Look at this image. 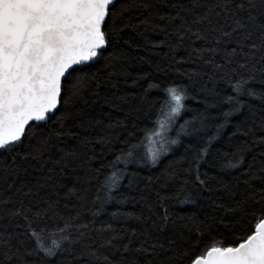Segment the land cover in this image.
Returning <instances> with one entry per match:
<instances>
[{
  "label": "snow or ice",
  "instance_id": "1",
  "mask_svg": "<svg viewBox=\"0 0 264 264\" xmlns=\"http://www.w3.org/2000/svg\"><path fill=\"white\" fill-rule=\"evenodd\" d=\"M163 6L174 10L156 12L160 20L175 24L174 30H163L175 38V44H168L170 53L183 47L186 38L204 41L194 52L212 66L210 81L215 85L216 73H221L219 80L231 91L201 85V98L194 72L180 73L178 81L157 80L152 71L133 78L130 87H140L137 98L147 105L145 114L155 110L153 127L133 125L128 130L115 121L107 127L121 128L120 135L108 132L96 138L102 147L93 216L115 204L113 219L131 217L139 228L114 233L96 245L89 225L77 224L76 218L50 232L45 221L57 215L56 208L51 203L37 207L29 198L52 185L51 170L32 177L31 187L21 176H31L28 162L42 161L53 136L75 135L64 127L75 118L67 111L69 105L84 100L86 91L98 97L120 74L119 48L121 41L129 43L124 37L129 13L152 12L158 6L138 0H0V219L23 221L16 227L24 229L0 231V264H264V0H191ZM155 71L165 69L156 65ZM154 92L160 95L150 100ZM118 99L127 102L129 95ZM188 100L199 106L189 107ZM252 100L260 102L259 116ZM137 131L144 135L138 137ZM37 137L40 146L25 152V141L31 144ZM83 142L91 143L87 137ZM71 155L63 153L62 158ZM213 156L219 158V174L231 177L215 189L209 183L214 177L201 172ZM169 157L159 174H142ZM42 168L34 171L41 173ZM189 184L220 193V202L213 201L216 215L198 221L169 210L168 200L181 211L195 203L186 190ZM127 203L142 205L139 214L120 211ZM257 215L254 229L247 227L237 237L245 217ZM221 230L231 243L217 241L213 233ZM97 231L109 232L111 225ZM206 239L211 244L202 247ZM118 240L123 241L119 246Z\"/></svg>",
  "mask_w": 264,
  "mask_h": 264
},
{
  "label": "trees",
  "instance_id": "2",
  "mask_svg": "<svg viewBox=\"0 0 264 264\" xmlns=\"http://www.w3.org/2000/svg\"><path fill=\"white\" fill-rule=\"evenodd\" d=\"M138 2H150L158 7L153 9L152 12L145 11L144 9H140L139 11L133 9L129 13L131 17L130 26L124 31V37L129 43L124 44L121 41L119 48V53L123 54V60L117 64V71L120 74L114 77L110 84H106L101 88L98 97L86 91L84 93V100L75 101V106L69 105L67 111L75 118L68 119L64 127L71 129L75 135L63 136L60 139L53 136L48 149L44 151L42 161L28 162L33 166L29 168L31 176L23 173L21 176L22 179L29 181V186L31 187L34 182L32 177L47 174L51 170L54 178L52 185H45V187L39 190L37 195L30 196L29 198L33 200L37 207L44 208L51 203L56 208L57 215L45 221L50 232L54 233L55 225L63 227L66 220L76 218L75 222L77 224L89 225V235L96 242V245L114 233L126 235L127 231H130L132 228H139V222L131 217L113 219L111 214L118 207L115 204L105 206L100 210L99 215L93 216V213H96L98 209V205L94 202L93 197L95 195L96 178L99 175L96 169L100 167L99 155L102 147L96 143V138L108 132L112 133L113 136L120 135L122 133L121 128L110 129L107 127L115 121L122 122L128 130H132L133 125L137 129L144 128L145 126L148 128L153 127L151 120L155 118V110L153 109L147 115L145 114L144 109H146L147 105L142 104L137 98L141 94L140 87H130L133 78L144 72L152 71L157 80H164L165 82L170 80L178 81L182 78L180 73L194 72L197 73L194 77L195 91L200 94L201 98L204 95L200 92L201 85H207L209 89L215 88L216 90L231 91L226 83L219 80V77L222 75L221 73H216L217 82L215 85L210 81L209 77L212 75V66L205 64L194 52V49L204 46V41L196 40L195 37H191V39L186 38L183 47L177 48L174 53H170L169 51L168 44H175V38L165 35L163 30L172 31L175 29V24L168 20H160L156 12L158 11L160 15H166L169 12L174 14L173 9L165 8L163 5L165 3L177 2L190 3L191 0H138ZM146 17L147 22L142 23ZM154 44H158L159 46L154 47ZM111 51L113 49L109 48V52ZM104 55L107 56L108 53ZM181 58H183L184 62H180ZM156 65H160L165 71L156 72ZM112 84L116 86L112 87ZM257 87L259 86L257 85ZM125 94L129 95L127 102L118 99V97ZM158 95L160 94L154 92L149 99L151 100ZM84 101H87V103ZM186 103L192 108L199 106L195 100H188ZM250 104L255 107L257 116H259L260 102L252 100ZM184 115L189 116L191 113H185ZM233 119H236V117ZM180 123H183V117L177 121V126ZM136 134L138 137L144 135L140 131H137ZM85 137L91 143H84L83 138ZM40 139V137H37L31 144L25 141V145L22 146L23 150L25 152L33 151L40 146ZM63 153H74V155L64 159L62 158ZM94 155L96 158L91 159ZM107 158L111 159V156L109 155ZM169 159L170 157L165 158L163 164L159 165L156 169L145 168L142 174L148 175L151 172L159 174L167 166ZM41 164H43L42 172L36 173L34 169L41 167ZM218 164V157H209V163L201 169V172H207L209 177H214V179L209 181L214 189L218 186V183L231 179V177L219 174ZM186 190L192 193V199L195 203L183 206V211H181V206L177 205L174 200H168L166 203L170 211L177 212L181 216L193 215L198 221H205L208 217L216 215L213 201H216V203L220 202V193L218 191L210 193L191 184L187 186ZM25 191H27V188ZM168 191V189H165V194H168ZM125 194L133 195L134 193L126 192ZM119 208L120 211L125 213L139 214L142 205L127 203L120 205ZM258 220V215L255 217H245V223L236 233L237 237L247 227L254 229V225ZM17 223L22 224L23 221L0 219V231L7 230L9 233L23 232L24 229L22 227H16ZM109 224L111 225V231H97L103 225ZM71 231L73 235L76 234V229H72ZM44 235L47 238L49 232H45ZM213 235L217 241H222L225 245L231 243V237L223 230L218 234L213 233ZM22 239L26 246H31L30 239L27 237H23ZM115 243L119 246L123 241L118 240ZM204 244L210 245L211 241L206 239L201 242V246L203 247Z\"/></svg>",
  "mask_w": 264,
  "mask_h": 264
}]
</instances>
